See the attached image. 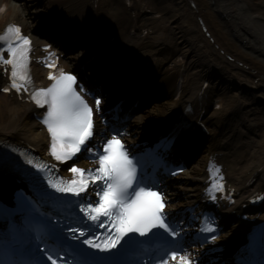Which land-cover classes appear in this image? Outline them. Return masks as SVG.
<instances>
[{
	"label": "bare ground",
	"instance_id": "1",
	"mask_svg": "<svg viewBox=\"0 0 264 264\" xmlns=\"http://www.w3.org/2000/svg\"><path fill=\"white\" fill-rule=\"evenodd\" d=\"M29 1L20 6L16 0H0V28L12 20L33 28L45 13L58 19L65 16L79 29L91 28L93 34L98 33L101 21H113L133 47L132 52L120 51V55L161 56L160 70L170 79L171 94L165 102L143 112L135 123L139 128L141 125L147 130L156 125L160 129L169 110L179 100L192 99L206 79L210 81V101H216L215 106L209 105L206 118L212 130L220 128L232 136L215 135L227 141V151L237 157L234 184L246 180V172L264 165V0H156L157 16L136 12L133 0H99L92 5V16L86 12V0ZM176 58L183 62L177 63ZM123 60L109 59L104 64L106 73L116 76ZM177 72H184L185 78L175 90ZM33 73L40 78L38 70ZM2 140L36 147L46 142L32 121L30 106L0 94ZM213 146L221 144L214 140ZM204 162L205 156H199L182 180L174 182L178 203H189L198 196ZM245 229L239 224L225 227L222 242L230 254L244 245Z\"/></svg>",
	"mask_w": 264,
	"mask_h": 264
},
{
	"label": "snow or ice",
	"instance_id": "2",
	"mask_svg": "<svg viewBox=\"0 0 264 264\" xmlns=\"http://www.w3.org/2000/svg\"><path fill=\"white\" fill-rule=\"evenodd\" d=\"M9 38L6 51L10 58L5 59L0 51V63L11 66V88L27 91L24 85L29 80L26 69L31 41L14 25L6 28L0 41ZM48 78L54 83L34 92L31 99L39 107L47 106L41 122L51 135L50 155L57 162L66 163L84 151L89 159L98 161V167L84 169L73 165L68 169L73 179L68 182L62 178L47 179L48 188L64 197L61 201L64 207L74 211L78 208L80 219L75 226L71 222L61 225L45 216L35 226L30 225L19 240L22 245H32L24 249L29 258L20 264H46L38 253H43L51 264H122L121 260L112 259L113 254L125 255L129 251L140 254L134 264H144V255L149 257V264H200L182 247L181 231L164 211V195L156 190L155 184L145 183L138 175L139 161L130 156L119 135H113L99 148L90 146L94 135L93 107L81 95L85 91L83 87L77 91V76L61 70L59 76L50 74ZM101 103V99H95L96 111ZM174 142V138H169L161 147L169 151ZM27 163L31 165L33 161ZM34 166L38 171L46 167ZM214 187L223 190L222 184ZM201 231L208 234L217 229L209 224ZM216 238L215 234L204 237L207 242ZM69 240L75 243H68ZM261 241L264 243V234ZM41 243L47 251L39 246ZM68 248L72 249L71 253ZM68 256L72 259H67ZM237 264L243 262L238 259Z\"/></svg>",
	"mask_w": 264,
	"mask_h": 264
},
{
	"label": "rangeland",
	"instance_id": "3",
	"mask_svg": "<svg viewBox=\"0 0 264 264\" xmlns=\"http://www.w3.org/2000/svg\"><path fill=\"white\" fill-rule=\"evenodd\" d=\"M263 1V0H262ZM137 2L141 5V9L146 11H157L156 2L153 0H137ZM264 2V1H263Z\"/></svg>",
	"mask_w": 264,
	"mask_h": 264
}]
</instances>
